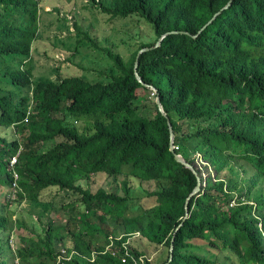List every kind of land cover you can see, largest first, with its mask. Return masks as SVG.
I'll use <instances>...</instances> for the list:
<instances>
[{
    "label": "trees",
    "instance_id": "16d2710c",
    "mask_svg": "<svg viewBox=\"0 0 264 264\" xmlns=\"http://www.w3.org/2000/svg\"><path fill=\"white\" fill-rule=\"evenodd\" d=\"M87 1L110 18L135 21L134 32L126 31L135 41L146 35L145 23L154 30L129 57L78 32L80 46L105 53L114 64L102 73L106 82L61 69L56 80H34L32 53L44 42L45 0H0V60L24 58L21 67L0 68V188L15 192L12 158L22 148L16 200L30 205L28 215H0V231L12 237L19 226L29 232L14 262L0 238V264H56L72 252L76 255L60 264H125L126 254L127 264L142 259L155 264L154 255L164 249L167 257L159 264H168L175 237L169 264H228L218 260L222 253L239 264H264V0H233L197 37L229 0ZM172 31L188 33L167 35L139 59L138 73L156 90L154 97L135 76L136 58ZM67 53L70 63L76 55L91 58L78 48ZM140 89L160 98L176 153L202 179L203 193L192 199L188 219L198 179L170 150L168 123L156 104L151 119L129 117ZM80 119L92 123L81 128ZM98 174L106 175V183L96 188ZM136 189L156 203L133 205L136 215L122 219L121 237L91 221L106 209L134 202ZM58 190L81 202L77 216L61 224L49 218L54 204L44 198ZM237 196L246 204L231 207ZM16 200L10 201L17 206ZM96 236H105L107 246L114 241L115 248L95 247L90 238Z\"/></svg>",
    "mask_w": 264,
    "mask_h": 264
},
{
    "label": "rangeland",
    "instance_id": "374dc122",
    "mask_svg": "<svg viewBox=\"0 0 264 264\" xmlns=\"http://www.w3.org/2000/svg\"><path fill=\"white\" fill-rule=\"evenodd\" d=\"M45 5V10L48 11L46 15H42V26L40 27V37L44 36V42L36 46L32 53V67H33V78L37 79H48L56 80L58 77V70H63L66 73H80L85 74L92 80L108 81L105 73L114 68V64L110 61L107 55L103 52H96L89 46H80L78 38L76 37L78 32H84L94 35L96 38H101L102 46L105 49L115 50L118 53H122L127 57L140 45L142 42H148L151 36L154 35L153 27L148 23L146 35L143 36L142 42L135 41L132 36L127 34L134 32V27L137 24L135 21L121 20L119 18H110L98 11L93 5L89 4L87 0H45L42 2ZM78 25V29L75 27ZM69 28V31L67 30ZM85 38V36H84ZM78 48L79 53L85 57H91L90 59H84L76 55V58L71 62V57L68 56L67 51H75ZM47 52V53H46ZM0 60V68L7 65L22 66V57H16L17 61ZM90 61L92 63H90ZM78 65V66H77ZM79 65L88 69L83 71ZM98 65L99 67H97ZM115 71H117L115 69ZM106 74V73H105ZM1 87L16 91V87L2 84ZM139 90V97L135 105V111L132 115H129L131 119L145 120L155 117L156 111V100L150 95V92H142ZM22 93L26 94L24 90ZM88 120V121H87ZM80 119L77 122V126L85 128L88 124L92 123L91 119ZM203 165V164H201ZM96 188L105 186L106 175L98 174ZM152 191L157 190L156 184L152 187ZM44 193V192H43ZM44 197L46 201H51L54 204V208L50 213L51 219L57 223H65L70 218L76 217L81 209L80 196H74L71 192H64L61 190L46 193ZM148 194L144 191L136 189L134 194L135 201L128 205H118L114 208L106 209V213H100L98 216L91 219L92 222L96 223L101 229L106 232L113 233L118 237H121L124 233L123 229L120 228V223L123 218L133 217L136 214L132 211V206L137 205L141 208H148L156 203L153 199H147ZM10 200H16L15 193L10 195L8 188H0V215H11L15 218L18 217L19 213L28 215L27 210L30 205L23 201L19 203L18 200L13 205ZM144 201H147L146 203ZM16 211V212H15ZM28 218H31L30 216ZM34 218V217H33ZM59 231L66 237V233L60 226ZM29 236V232L22 229L16 228V233L11 237L10 232L0 231V238L6 240V254L9 255L14 262L15 251L22 246L25 239ZM14 237V239H13ZM95 247L103 248L108 244V240L105 236H96L90 238ZM205 243L204 241H197L196 244L200 245ZM67 246L70 245L67 241ZM198 254L203 255L202 251H197ZM167 257L166 249L161 250L153 257V262L159 264ZM218 260L228 264H239V261L229 253L218 254Z\"/></svg>",
    "mask_w": 264,
    "mask_h": 264
},
{
    "label": "water",
    "instance_id": "95a60500",
    "mask_svg": "<svg viewBox=\"0 0 264 264\" xmlns=\"http://www.w3.org/2000/svg\"><path fill=\"white\" fill-rule=\"evenodd\" d=\"M232 2L233 0H229V2L224 6L222 7L219 11H217L213 16L212 18L207 21L206 24H204L202 26V28L198 31L197 34L194 35V37H197L209 24H211L219 14H221V12L224 10H227L231 5H232ZM183 33H188L187 31H172V32H167L164 36H162L156 46H154L153 48H144V49H141L137 55V58H136V63H135V76L138 80V82H140L143 86H146L148 88H151L152 90H155L152 86H149L147 84H145L142 80V78L140 77L139 73H138V66H139V59H140V56L145 53V52H148L150 51L151 49H154V48H158L160 45H161V42L163 41V39L167 36V35H170V34H183ZM190 34V33H189ZM156 91V90H155ZM156 105L158 106V110L159 112L161 113V115L167 120V123H168V127H169V132H170V150L175 154L176 156V160L179 164L185 166L188 170L192 171L195 176L197 177L198 179V187L197 189L194 191V193L191 195V197L189 198L188 200V203H187V219L190 217V203L192 201V199L194 198H197V197H200L203 193V183H202V179L199 175V173L197 172V170L195 169V167L189 163L184 157L178 155L176 153V148L174 146V141H175V135H174V131H173V128H172V124L169 120V118L167 117V115L165 114L164 112V108H163V105H162V102L160 100L159 97H157V100H156ZM186 219V220H187ZM185 220V221H186ZM182 226L178 229L177 233L181 230ZM176 241V237L173 239V244H171V248H170V260H169V263L172 262V259H173V251H174V242ZM168 263V264H169Z\"/></svg>",
    "mask_w": 264,
    "mask_h": 264
},
{
    "label": "built area",
    "instance_id": "2783aa9c",
    "mask_svg": "<svg viewBox=\"0 0 264 264\" xmlns=\"http://www.w3.org/2000/svg\"><path fill=\"white\" fill-rule=\"evenodd\" d=\"M153 92H154L153 96L156 97V93H157V92H156L155 90H153ZM154 97H153V98H154ZM21 150H22V148H20V149L18 150V152L15 154V156L12 158V167H13V169H14V175H15V181H14V188H15V192H14V193H15V197H16L17 190L19 189V185H18L19 174H18V172H17V170H16V165H17L18 160H19V158H20ZM176 150L178 151L179 149L177 148ZM201 164H203V163H201ZM201 164H200V166H202ZM238 198H239V197L237 196L236 199L232 202L231 207H234V206H236V205H238V204H246V200H245V198H243L242 200H239ZM251 204H252V203H251ZM259 232L263 233V229H262V225H261V224H260V226H259ZM135 237H140V234H137ZM13 239H14V237H13ZM120 240H123V238H121ZM129 243H130V241H129L127 244H125V245L123 246V248H124L125 251H128V246H127V245H128ZM110 244H111V245H109V246L106 247L107 252H109L112 248H115V242H114V241H113V243H110ZM62 253H63V254H66V251L63 249V250H62ZM75 255H76V253H75V252H72V253L69 255L68 258H66V257H59V259H58V261H57L56 264H60L62 260H70V259L73 258ZM93 257H96L95 254H94ZM128 257H129V254H126V256H123V263L127 264V262H128ZM144 261H145V260L142 259V264H143ZM16 264H20L18 260H16Z\"/></svg>",
    "mask_w": 264,
    "mask_h": 264
}]
</instances>
